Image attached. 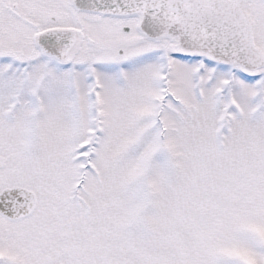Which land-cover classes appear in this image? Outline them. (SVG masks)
<instances>
[{
  "label": "snow or ice",
  "instance_id": "obj_1",
  "mask_svg": "<svg viewBox=\"0 0 264 264\" xmlns=\"http://www.w3.org/2000/svg\"><path fill=\"white\" fill-rule=\"evenodd\" d=\"M0 264H264V0H0Z\"/></svg>",
  "mask_w": 264,
  "mask_h": 264
}]
</instances>
